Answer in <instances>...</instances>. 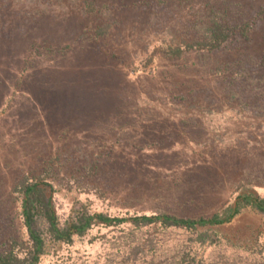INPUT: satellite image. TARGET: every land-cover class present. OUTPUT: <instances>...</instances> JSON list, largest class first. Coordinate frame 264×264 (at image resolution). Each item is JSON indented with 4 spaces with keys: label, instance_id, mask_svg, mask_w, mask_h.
<instances>
[{
    "label": "rangeland",
    "instance_id": "rangeland-1",
    "mask_svg": "<svg viewBox=\"0 0 264 264\" xmlns=\"http://www.w3.org/2000/svg\"><path fill=\"white\" fill-rule=\"evenodd\" d=\"M216 25L226 40L197 47ZM32 183L60 224L207 219L264 197V0H0V254L31 249ZM180 263L264 264V215L97 224L45 241L37 264Z\"/></svg>",
    "mask_w": 264,
    "mask_h": 264
},
{
    "label": "trees",
    "instance_id": "trees-1",
    "mask_svg": "<svg viewBox=\"0 0 264 264\" xmlns=\"http://www.w3.org/2000/svg\"><path fill=\"white\" fill-rule=\"evenodd\" d=\"M228 33L222 32L218 25L210 28V37L204 43H196L197 47L206 46L212 50L218 48L226 40ZM192 45H186L188 50ZM180 49H173L171 52L177 56ZM37 183L25 184L22 187V217L24 225L27 228L31 249L24 258H18L13 252L0 254V264H37L39 258L44 254L45 241L65 242L72 240L74 235L81 236L94 225L102 224L112 226L121 222L130 220L134 225H146L154 222H160L165 227H178L186 229H195L196 227L218 226L231 222V220L240 213L243 208H251L264 215V197L259 196L254 191H243L238 194L233 203L227 205L220 214H214L212 217L204 219L179 218L168 214L140 215L129 219L109 217L102 213H88L84 210H77L73 216L64 221L58 222L55 214L51 196L45 195L44 187ZM46 225L45 231L39 229L40 225ZM181 264V263H180Z\"/></svg>",
    "mask_w": 264,
    "mask_h": 264
}]
</instances>
